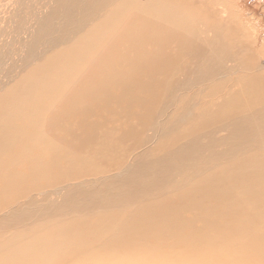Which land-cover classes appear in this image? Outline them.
Listing matches in <instances>:
<instances>
[{"label": "rangeland", "instance_id": "obj_1", "mask_svg": "<svg viewBox=\"0 0 264 264\" xmlns=\"http://www.w3.org/2000/svg\"><path fill=\"white\" fill-rule=\"evenodd\" d=\"M226 2L225 9L228 7L239 19L243 20L237 32L244 34L243 28L248 27L244 21L247 20L251 26H257H252L256 30V37L250 35L254 41L250 39L246 43V47L232 44L229 51L223 48L224 56L222 58L227 56L229 52L230 54L227 59H222L221 66H217L218 79L207 78L208 71L202 72L201 79H196L200 73L196 70L197 61L206 50H196L197 45H194V41L185 35L179 36L176 39V45L168 48V51L161 46H156L153 49L154 61L157 66L162 68V70H158L163 73L165 78L163 83H167L165 84L166 90L169 88L168 91L164 90L165 94L163 93L155 101H153L154 99L150 100L146 92L142 90L141 85L148 83L149 80L134 78L133 75L138 72L129 74V70L135 64V59L126 64V52L128 51L123 47L120 50L122 51L120 56L123 58L120 60L119 56L118 62L109 67L106 71L109 75L105 76V73L102 75L103 77L99 76V71L94 69L98 80L95 78L88 79L84 87L85 89L92 87L97 93L96 96L89 97L86 92L81 94L80 99L76 102L78 103L77 106H71L73 111L67 118L70 120L68 126L65 128L59 120L61 126L54 131L57 153L61 154L64 150L69 153H66L65 156H73L81 161L73 160L69 166L70 171L64 166V168L56 170L54 175L46 179V182L39 185V197L34 200L38 214L26 221L27 225L24 230L37 226L43 229L40 230V233H44L52 231L46 229L47 227L56 224L63 226L66 223L70 224L68 227L76 224L80 229L81 226L89 225L92 222L97 227L111 226L114 230L118 228L122 232L114 231V233L122 238L124 231L129 234L126 233L123 238L127 247L120 246L121 249L116 247L114 248L116 252L122 256L136 254L132 258L126 259L125 263L128 264H264V229L260 230L261 232L256 230L259 233L255 232L259 218L264 219V183L259 186L260 183L255 180V175H253L255 174L253 172L263 173L264 167L258 168L257 171L251 169L253 174L250 173V175L248 168L247 173L244 171V177L242 176L243 169L238 168V166L243 168V164L256 166L252 163L260 158L259 154H264V136L258 130L254 131L253 128L247 127V130H242L239 126L232 124L233 120L241 121L240 116H234L236 113L232 112L235 100L239 97L240 91L237 89L240 87L239 79H241V74L237 73L236 75L233 70L241 69L240 72H245L254 67L255 60L259 62L264 59V40H262L264 39V0H226ZM219 9V5L214 6V10L219 11ZM171 40L173 39H170V45L173 44ZM147 41L145 40L143 44L145 48ZM187 41L189 45H187ZM192 43L194 44L192 45ZM105 50L106 47L101 50L93 62L98 61ZM147 50L150 51V48ZM139 52L141 54V51ZM173 53L176 54L172 58ZM185 54L187 57L191 56L190 61L189 59L185 61ZM167 61L169 63L171 61V63L168 64ZM173 62L175 63L172 65ZM147 65L144 67L156 68L153 65ZM103 66L106 67L107 65ZM207 66L206 64L201 65L204 68ZM176 69L179 71H175ZM185 70L188 76L185 74ZM111 75L115 76L111 77ZM119 76H128L127 81H120ZM219 77L221 78L219 79ZM188 79H191V82ZM216 80H218L217 83ZM219 81H222V84ZM124 82L126 84L134 83L130 92L123 91L125 89L123 88ZM210 85L212 87L208 88ZM105 90L108 91L106 94L112 97L106 102L104 100L105 93L102 98L99 97V92ZM159 91L162 93L163 89L160 88ZM187 92L188 94H186ZM122 93L126 97L128 95L126 99L130 97V100H144L145 105L142 108L144 114L138 115L132 111L127 114L126 119L121 120L116 108L119 105L117 100L120 99ZM233 94L234 97L231 96ZM138 96L140 97L138 98ZM263 100L260 96L256 97L258 106L264 107L262 105ZM189 106H191V110L188 108ZM151 108L153 111L147 114ZM184 109L187 113L191 111V115L186 116L184 121L175 125L178 115L184 113ZM223 113L232 115L231 121ZM133 115H136V118ZM170 123H172L171 127L175 125L172 130L167 128ZM213 123L220 124L216 127ZM76 125L80 129H77ZM129 128V132L125 131ZM77 135L79 138H76ZM194 143H197L198 148L194 147ZM216 144H221V146L217 147ZM106 145L109 146V149ZM111 145L116 147L111 148L112 151L110 152ZM231 145L235 152L232 151ZM192 147L198 150L196 151L194 148L191 150ZM162 156L169 157L168 159L171 161H157V159H162ZM154 161H156V165ZM148 163L151 166L154 164L156 167L153 165L154 168H150ZM228 164H233L232 167L239 171L234 178L225 180L220 174ZM252 181L255 182L250 185ZM249 189H258V192L260 189V195L255 190V199L262 206L252 209L248 207L247 203L240 205L242 217L246 220L243 225L246 228L244 229L245 232L243 231L242 235L237 231L240 229L239 227L236 231H232L233 228L231 227L229 229L231 231L227 230L228 232L226 231L225 234V231L223 232V229L216 222L219 219L211 218L210 215L217 211H220L221 214V211H224L222 217L224 223H226L225 219L228 218V224H232L235 217L231 213H227L230 211L226 205L230 204L231 206L232 204L234 207L231 208L234 210V215H237L239 209L236 206L238 207L237 204L241 202L242 191L247 190L249 192ZM62 191L68 195L65 197ZM50 193L52 194L50 195ZM22 197L28 199L27 194ZM225 201H227L226 205H224ZM223 205L224 208L222 209ZM148 223L150 226L152 225L151 228ZM114 224L117 227H113ZM146 226L150 230L146 229ZM210 226H212L211 229ZM231 226L234 227V224ZM132 228L134 229L132 230ZM230 233L232 237H230ZM234 233L238 235V238L239 236L242 237L240 241L235 242L237 237ZM202 239L204 241H201ZM139 243L141 246L138 245ZM129 247L133 248L134 251H130ZM101 251L106 252L102 248ZM97 254L98 252H95L93 258H90L84 253L81 254V259L92 261L97 258ZM58 255L60 254L58 253ZM43 258L45 256L34 259L42 262ZM119 259L117 262L125 260ZM58 262H54V264Z\"/></svg>", "mask_w": 264, "mask_h": 264}, {"label": "bare ground", "instance_id": "obj_2", "mask_svg": "<svg viewBox=\"0 0 264 264\" xmlns=\"http://www.w3.org/2000/svg\"><path fill=\"white\" fill-rule=\"evenodd\" d=\"M225 2L226 0H0V264H54L57 261H59L57 264H128L127 262L125 263L126 259L136 255L133 253L122 256L116 252V249H114L116 247H127L123 239L127 232H123L124 237L122 238L117 233H114V231H122L118 228L114 230L111 226L97 227L92 222L89 225L81 226L79 229L76 224L70 227H68L70 224L67 223L63 226L56 224L46 228L52 230L53 235L52 231L40 233V230L43 229L37 226H31L32 228L24 230L27 225L26 221L38 214L36 201L34 200L39 197V185L42 182H46V179L51 175H54L56 170L64 168V166L69 170L73 160H79L73 156H65L68 152L64 150L62 153L60 152L61 154L57 153L54 131L57 128L59 129L61 124H64L65 128L68 126L70 120L67 118L73 111L71 106H77L78 103L76 102L80 99L81 94L86 92L89 97L96 96L97 93L92 87L85 89L86 81L92 78L98 80L96 73H94L95 68L96 71H99V76L105 75L109 67L118 62L122 47L128 51L126 52V64L135 59V64L129 70V74L138 72L134 75L132 74L134 78L149 80L148 83L140 85L150 100L154 99L153 101H155L163 95L164 90L168 91L169 89L166 90L167 86L165 84L167 83H163L164 75L158 70H162V68L157 66L154 61L153 49L156 46H161L167 50L171 46L176 45V39L182 35L194 41L195 44L192 43V45H197L196 50H206V52L202 50L204 53L197 61L196 70L200 73H197L196 79H201V74L205 71L209 72L207 78L218 79L217 66L222 63V59H227L230 54L229 52L227 56L222 58L224 56L223 48L229 51L232 44L246 47V43L256 37V30L253 28L255 25H252V27L247 20L244 21L245 25L248 26L243 28L244 34L237 32L243 20L239 19L228 7L226 11L227 2ZM217 5L220 6L219 11L214 10V6ZM250 35L253 37L250 38ZM170 39H173L171 40V43L173 42L172 45H170ZM145 40H148L146 46L150 48V51L143 46ZM252 40L254 41V39ZM159 42L161 43L159 44ZM187 45H189L188 41ZM104 47H106V50L103 56L98 61L93 62ZM175 47L178 49L177 46ZM139 51H141V54ZM187 52L189 53V51ZM174 54L176 53H173L171 57L175 56ZM180 54L182 55L181 52ZM186 57L185 54V61L191 56ZM122 58L120 56V60ZM170 63L168 62V64ZM105 64L107 65L106 67L103 66ZM147 64L153 65L157 69L154 67L145 68L144 66ZM205 64L208 65L206 68L201 67V65ZM101 65L102 67H100ZM178 67L180 68V66ZM240 70H233L234 74H241V79H239L240 87L237 89L240 91L238 93L240 98L236 97L232 112L236 113L234 116H240L239 119L241 121L236 122L233 120L232 124L233 126H239L242 130H247V127L253 128L254 131L258 130L264 136V107L258 106L256 103L257 96L264 99V75H262L264 74V59L259 62L255 60L254 67L249 68L247 71L244 70L245 72H240ZM170 73H172L171 70ZM185 74L187 75L186 70ZM107 75L109 74L106 73L105 76ZM114 76L111 75V77ZM127 77L119 76V79L120 81H127ZM105 79L108 78L105 77ZM173 79L175 80V78ZM77 80L79 82H76ZM189 81L191 82V79ZM219 82L222 84V81ZM194 85L196 86L195 83ZM211 85L208 88L213 86ZM133 86L134 83L126 84L124 82L123 88L125 89L123 91L130 92ZM160 88L163 89L162 93L159 91ZM188 89L191 90L190 88ZM107 92V90L99 92L100 98L105 93V102L109 98L112 99L111 95L106 94ZM231 96L234 97L235 95ZM127 97L122 93L120 99L117 100L119 105H117V108L115 107L121 120L126 119L127 114L132 111L138 115L144 114L142 108L145 105V101L130 100V97L126 99ZM262 105H264V100ZM209 110L211 111V109ZM151 111H153L152 108L149 109L147 114ZM72 113L74 114V112ZM223 114L227 115L230 120L232 115L229 113V115ZM190 115L191 111L187 113L186 109H184V113L182 112L180 116L178 115L175 125L184 121V118ZM134 117L136 118V115ZM59 120L61 124L58 122ZM171 125L172 123L167 126V128H171L170 130L175 126L171 127ZM76 128L80 129L77 125ZM130 128L125 131L129 132ZM164 129L167 130L166 128ZM173 132L175 131L173 130ZM76 138H79L78 135ZM106 140L108 141L109 139ZM196 144L194 143V147L198 148ZM218 146H221V144ZM115 147L111 145L110 152L112 151L111 148ZM194 150L197 151L198 149L194 148ZM234 150L232 149V151ZM168 155L170 157V154ZM259 155L260 158L255 160L254 163L250 162L256 166L244 164L243 168L238 166L240 170L243 169V177L245 176L244 171L247 173L248 168V174L250 175L252 173L251 169L257 171L258 168L264 167L261 166L264 165V154ZM166 156H162V159H157V161H171ZM233 159L235 158L233 157ZM154 162L156 165V161ZM148 164L150 168L154 165ZM155 165L154 167H156ZM232 166L233 164H228L221 171L222 174L220 176H223L225 180L237 176L239 170ZM253 173L255 180L260 183L259 186L262 185L264 183V171L261 174L258 172ZM254 182H250V185L254 184ZM257 182L256 184H258ZM260 189L259 192L258 189H249L250 193L247 190L242 191L241 202L237 204L238 207L236 206V208L239 209L240 205L244 203H247L248 207L252 209L258 208L260 203L255 199V190L260 195ZM25 194L28 195V199L22 197ZM62 194H64L63 191ZM66 195L68 193L64 194L65 197ZM226 203L227 201H225L224 205ZM232 206V204L231 206L230 204L226 205L230 211L227 213H231L235 217L232 222L234 227L231 226L232 224H228V218H224L226 222L224 223L222 218L224 211H221V214L220 211H217L215 214H211L210 217L219 219L216 222L223 229V232L225 231V234L227 230L231 231L229 230L231 227L233 228L232 231H236L239 227L240 229L237 231L243 235L242 232L246 229L243 225L246 220L243 219L240 209L237 211V215H234ZM218 212L219 214L217 215ZM167 215L166 217H168ZM115 224L113 227H117ZM149 227L151 228L152 225L150 226L149 224ZM149 227L146 229H149ZM262 229H264V219L259 218V224L256 226L255 232L256 230L261 232L260 230ZM127 231L129 232V230ZM237 234L239 235L238 232ZM237 234H235L237 237L235 242L240 241L242 238L241 236L238 238ZM230 235L232 237L231 233ZM244 236H246L245 233ZM244 236L243 239H245ZM201 241L204 240L202 239ZM140 244L138 245L141 246ZM101 248L106 252L101 251ZM129 248L130 251H134L133 248ZM61 250L63 252H60ZM95 252H98L95 260L85 261L81 259V254L86 253L90 258H93ZM58 253L63 256L58 255ZM41 256H45L42 262L34 259ZM119 258L125 260L117 262V260H120Z\"/></svg>", "mask_w": 264, "mask_h": 264}]
</instances>
